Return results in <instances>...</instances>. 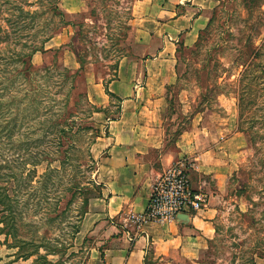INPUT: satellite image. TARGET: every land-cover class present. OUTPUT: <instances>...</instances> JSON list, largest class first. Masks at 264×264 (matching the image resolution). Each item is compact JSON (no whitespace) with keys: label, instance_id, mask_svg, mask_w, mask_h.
I'll return each mask as SVG.
<instances>
[{"label":"rangeland","instance_id":"obj_1","mask_svg":"<svg viewBox=\"0 0 264 264\" xmlns=\"http://www.w3.org/2000/svg\"><path fill=\"white\" fill-rule=\"evenodd\" d=\"M41 1L0 0V34L9 35L0 44V193L14 220L0 224V264H93L101 252L86 234L101 209L95 143L119 113L107 83L140 51L136 0H61L72 26L42 14L23 27L19 7L41 13L49 0ZM217 2L199 41L179 48L175 84L164 90L165 150L192 163L194 188L213 211L197 257L182 264H264V0ZM43 37L32 66L49 74L30 84L15 53ZM88 81L112 103L94 106ZM8 212L0 206V220Z\"/></svg>","mask_w":264,"mask_h":264},{"label":"crops","instance_id":"obj_2","mask_svg":"<svg viewBox=\"0 0 264 264\" xmlns=\"http://www.w3.org/2000/svg\"><path fill=\"white\" fill-rule=\"evenodd\" d=\"M217 3L136 0L133 4L132 36L140 51L120 61L115 79L107 83L106 91L119 101V113L95 143L101 209L86 234L101 252L93 264H182L197 257L203 246L213 218L207 208L170 224H148L133 241L122 225L127 213L144 211L154 181L173 159L182 158L165 150L164 90L175 84L179 48L199 41ZM86 93L94 106L112 103L94 81L87 82ZM194 176L190 171L192 188Z\"/></svg>","mask_w":264,"mask_h":264},{"label":"built area","instance_id":"obj_3","mask_svg":"<svg viewBox=\"0 0 264 264\" xmlns=\"http://www.w3.org/2000/svg\"><path fill=\"white\" fill-rule=\"evenodd\" d=\"M192 168V163L185 158L173 161L151 186L144 211L126 214L122 226L131 241L139 236L148 224H170L181 215L205 209V194L202 190H195L190 184L189 175Z\"/></svg>","mask_w":264,"mask_h":264},{"label":"trees","instance_id":"obj_4","mask_svg":"<svg viewBox=\"0 0 264 264\" xmlns=\"http://www.w3.org/2000/svg\"><path fill=\"white\" fill-rule=\"evenodd\" d=\"M40 3H42L43 1L39 0ZM59 1L61 0H49V1H44L46 2L45 4L41 5L43 8H45V10L41 13H39L38 11H34L32 13H30L29 11H24V9L22 7H19L18 12L24 13V18H22V22L23 24H25V28H27V25H33L32 21H30L32 16H37V15H42V14H48L51 17H58L60 18V23L63 25H71V23L69 22H65L64 19V14L63 12L60 10L59 8ZM26 2V1H25ZM17 23H13L12 28L14 31H12L13 34H16V37H19V35L16 32H19L20 29H17ZM1 30V27H0ZM2 35L0 34V44H4V42H2V40H7L8 41V36L6 35L5 37H1ZM49 37H43V40L40 41L41 46L38 47L36 45H32L29 46L28 51H23L22 48L20 49V51L18 53H15V58L17 59L16 62H19L21 65V68L19 70V72L17 73V75H22L24 80L29 82L30 84H32L34 82L35 79H46L48 71L49 69L44 68L42 69L41 73L38 71H34L33 70V66H32V57L34 54L36 53H43L44 52V45L45 43L48 41ZM11 40V39H9ZM17 43V42H16ZM69 47L72 46V44L68 45ZM23 47V45H22ZM72 53L77 57L78 56V62H79V66H80V70H83V65L85 63V59L84 56H81L79 52H77L74 48L71 49ZM1 54V53H0ZM14 55V53H13ZM107 95L111 96L112 95L110 93L107 92ZM6 194V193H5ZM4 193H0V206L3 207L4 211H9V216L7 217H2V219L0 220V224H4L9 228H12L14 225L13 222V217H12V204H11V199L8 197V195H5ZM4 229H1L0 232H3ZM10 235V233H5V236ZM17 247V246H16ZM31 255H22L21 257L26 260L28 257H30ZM36 264V262H35Z\"/></svg>","mask_w":264,"mask_h":264},{"label":"water","instance_id":"obj_5","mask_svg":"<svg viewBox=\"0 0 264 264\" xmlns=\"http://www.w3.org/2000/svg\"><path fill=\"white\" fill-rule=\"evenodd\" d=\"M182 216H184V215H181V216L177 217V219L181 218Z\"/></svg>","mask_w":264,"mask_h":264}]
</instances>
